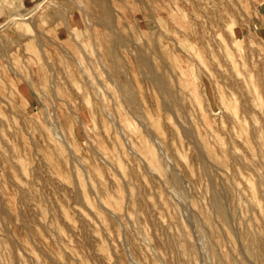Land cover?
<instances>
[{
	"label": "rangeland",
	"instance_id": "1",
	"mask_svg": "<svg viewBox=\"0 0 264 264\" xmlns=\"http://www.w3.org/2000/svg\"><path fill=\"white\" fill-rule=\"evenodd\" d=\"M0 2V264H264V0Z\"/></svg>",
	"mask_w": 264,
	"mask_h": 264
},
{
	"label": "bare ground",
	"instance_id": "2",
	"mask_svg": "<svg viewBox=\"0 0 264 264\" xmlns=\"http://www.w3.org/2000/svg\"><path fill=\"white\" fill-rule=\"evenodd\" d=\"M1 3V2H0ZM2 5V4H1ZM145 6V5H144ZM146 7V6H145ZM249 7V6H248ZM247 8V7H246ZM147 9V8H146ZM93 12V11H92ZM148 13V12H147ZM163 20V19H162ZM153 21V20H152ZM161 30V29H160ZM159 30V31H160ZM163 32V31H162ZM151 33V32H150ZM164 33V32H163ZM140 39V38H139ZM138 40V39H137ZM136 42V41H135ZM141 42V41H140ZM139 42V43H140ZM185 42V41H184ZM180 43H182V42H180ZM136 44V43H135ZM177 45V44H176ZM182 45V44H181ZM183 46V45H182ZM177 48V47H176ZM186 49H188L189 50V48H186ZM190 50H191V48H190ZM3 51V49L2 48H0V52H2ZM178 51H180V50H178ZM144 52H146L145 50H144ZM149 52V51H148ZM192 53V52H191ZM152 54V53H151ZM192 54H194V53H192ZM153 55V54H152ZM155 56V55H154ZM193 57H195V56H193ZM112 58H114L115 59V56L114 57H112ZM190 58V57H189ZM113 61V60H112ZM114 65H115V60H114ZM117 70H120L121 68H119V67H117L116 68ZM146 70H147V75L150 77V78H152V79H154V80H156L157 82H159V83H162V81H163V79H162V77L161 76H159L158 74H156V73H154L153 71H152V69L150 68V66L148 67L147 66V68H146ZM113 71H115V66H113ZM79 72V71H78ZM43 74V73H42ZM42 74H40V75H42ZM43 77V76H42ZM45 80V79H44ZM169 85V84H168ZM170 86V85H169ZM122 93L124 94V96L125 97H128L129 96V94H128V92L125 90V89H122ZM174 105V104H173ZM141 116V120L143 121V122H145L144 121V119H145V117L141 114L140 115ZM65 145V144H64ZM205 151H207V150H205ZM156 157V156H155ZM218 160V159H217ZM259 164H261V165H264V156H263V158H262V160L259 162ZM258 164V165H259ZM158 166V165H157ZM204 168V167H203ZM262 168V167H261ZM163 171H165V168H163ZM173 171V170H172ZM166 173V172H165ZM180 181V180H179ZM173 185H174V187H175V189L180 193L181 192V189H180V187H179V183H178V179L176 178V177H173ZM174 191V190H173ZM183 193V192H182ZM182 195V194H181ZM211 206H212V208L214 209V211L219 215V217L221 218V219H223V212H222V209H221V206H220V202H219V200H218V198L216 197V196H213L212 197V201H211ZM225 205V204H224ZM213 211V212H214ZM210 212V211H209ZM212 213V212H211ZM202 215H203V218L207 221L208 220V213L206 212V208H205V210L203 209L202 210ZM230 219V218H229ZM201 234V233H200ZM201 236V235H200ZM202 237V241L204 242V239H205V235H202L201 236ZM2 239V238H1ZM202 242V243H203ZM204 245V244H203ZM5 247V246H4ZM203 249V248H202ZM209 252H210V259H211V261H212V264H217V258H216V256L213 254V252H211V250H209ZM2 256H3V253H2ZM261 256H263V255H261ZM4 257V256H3Z\"/></svg>",
	"mask_w": 264,
	"mask_h": 264
}]
</instances>
